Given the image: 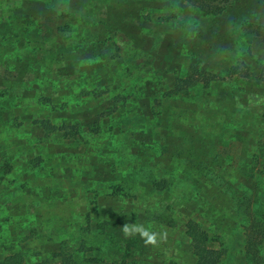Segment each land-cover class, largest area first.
<instances>
[{
	"label": "rangeland",
	"instance_id": "1",
	"mask_svg": "<svg viewBox=\"0 0 264 264\" xmlns=\"http://www.w3.org/2000/svg\"><path fill=\"white\" fill-rule=\"evenodd\" d=\"M257 29L264 0H0V73L14 88L0 98V156L28 146L40 162L1 179L0 250L49 258L63 236L89 264H196L194 222L208 260L253 264L245 243L264 210Z\"/></svg>",
	"mask_w": 264,
	"mask_h": 264
},
{
	"label": "trees",
	"instance_id": "2",
	"mask_svg": "<svg viewBox=\"0 0 264 264\" xmlns=\"http://www.w3.org/2000/svg\"><path fill=\"white\" fill-rule=\"evenodd\" d=\"M49 20L51 21V18H49ZM251 26V25H248ZM256 33L262 37H264V30H260L257 29ZM263 72H264V68H263ZM10 77H13V74L11 73V71H9L8 69H5L2 73H0V78L2 80V84L3 86H0V98L6 94L10 93V89L14 90L13 87L5 85L6 82H8L10 79ZM10 88V89H9ZM17 119V116H15V121ZM15 124V122L13 123V125ZM17 150L19 152V154H23V157H19L18 155L15 156L14 151ZM3 154L0 156V184H1V179H4V177L9 174L10 172H12L15 168L16 164H30L32 165L31 167H35L37 165L40 164V162H34L33 158H31L32 156L30 155V150L29 147L26 146L25 147V151L22 152L21 150L17 149L16 147H14L10 153L9 150H5L2 152ZM29 154L28 156L26 154ZM255 167L254 166H249L246 170H243L244 175L249 177L252 180V172L254 171ZM3 185V184H2ZM5 186L3 185V188ZM251 187L253 189V192L255 195H258L259 191H260V183L258 182V180H254L251 183ZM258 200V198L256 199V201ZM233 205H232V211L238 212L243 204H242V200L240 197H236L233 200ZM4 209V211H7L9 213V210L7 209V205H4L2 207H0V215H2V219H4V221H8V214L7 215H3L1 214V211ZM254 215L256 217H258L256 224L254 226V223H252L251 226V232L249 234V238L246 241V246H248V253L251 256L252 262L253 264H264V257L261 253H259L260 250V245L262 244V242H264V210H262V208H257L254 212ZM36 218V221H38V223L35 226V231L37 234H39V231L42 229V234L46 233L45 230L43 229L41 222L42 220L40 219V215L35 214L34 215ZM4 225V222H2V220H0V228ZM187 235L190 236L192 243L194 245V255L197 257V263L196 264H215L216 260L214 259V257L212 256L209 260L207 258V254L206 253H211L214 254V251L211 249H208L206 247V241H207V233L202 230L201 228H199L197 223L194 222H190L187 230H186ZM2 239V238H1ZM65 237L63 238V236L60 238L61 242L59 243L58 249L56 252H54V255L51 257H47L44 256L42 258H40L39 260H35L34 258H32V256L27 255L26 252L23 250L22 247H18V245L16 244H10L7 243L6 245V241H4V239H2L5 243H2V248L4 249H8L9 251L6 253H3L0 250V264H89L88 263V259L83 256V252L82 249H80L79 247H77L74 243V239L72 238V240H64ZM5 244V247H4ZM12 246V247H10ZM4 251V250H3ZM80 251V255L79 252ZM259 258L260 262L257 261L256 259ZM86 262H83L84 260H86Z\"/></svg>",
	"mask_w": 264,
	"mask_h": 264
},
{
	"label": "clouds",
	"instance_id": "3",
	"mask_svg": "<svg viewBox=\"0 0 264 264\" xmlns=\"http://www.w3.org/2000/svg\"><path fill=\"white\" fill-rule=\"evenodd\" d=\"M137 230H139V229H137ZM124 231H125L126 234H128V231H129V230H128V227H127V226H125ZM141 234H142V235H145V236L148 235L147 232H142ZM148 240H149V241H152V240H153V237H152V236H148Z\"/></svg>",
	"mask_w": 264,
	"mask_h": 264
}]
</instances>
